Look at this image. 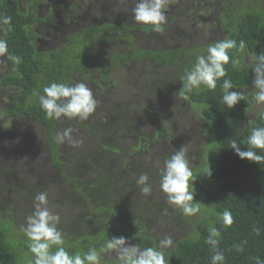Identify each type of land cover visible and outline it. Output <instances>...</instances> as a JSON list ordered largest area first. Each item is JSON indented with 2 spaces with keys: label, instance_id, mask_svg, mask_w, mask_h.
Listing matches in <instances>:
<instances>
[{
  "label": "trees",
  "instance_id": "16d2710c",
  "mask_svg": "<svg viewBox=\"0 0 264 264\" xmlns=\"http://www.w3.org/2000/svg\"><path fill=\"white\" fill-rule=\"evenodd\" d=\"M227 1L225 14L216 16L219 40L231 38L237 41V45L241 41L245 44L243 50L236 48L229 52L231 58L239 61L238 65L233 67L231 60L225 65V78L231 79L234 86L229 91H243L245 95L244 100L238 102L233 109H227L222 102L224 91L221 85L224 78L217 81L214 90L201 85L199 89L187 94L186 99L181 95V76L192 68L196 57L203 54L202 50L215 42L198 47L186 46L183 41L161 48L140 47L141 43L137 44L139 38L134 37V34L156 33L150 26L137 23L128 25L125 20L112 22L108 21V18L84 29L79 44L82 48L77 43L79 40L72 38L66 47L51 52L38 51L33 42L35 34L32 25L39 20L55 23L51 11L50 14L39 17L32 6L26 11H21L18 0H0V18H12L10 30L8 25H4L0 34V38L8 42V54L5 58L7 59V55L21 58L19 65H13L7 59L8 68L0 75V91L9 90V95L4 97L5 114L10 119L26 116L39 121L46 140L48 159L57 165L59 170L57 179L71 183L69 187L64 183H56L55 186L59 201L63 202L62 207L68 206L69 210L67 221L60 223L58 227L65 234L64 246L70 253L86 252L90 246L99 249L113 236H124L127 238L126 243L139 245L141 249L154 247L159 240L158 236H163L156 232L154 226L164 220L170 222L169 235L174 242L173 247L166 252L167 264H211L213 253L206 243L211 227H216L219 231V248L225 256L223 264H256L257 256L264 260V161L257 163L241 159L229 148L231 140L236 139L244 140L245 143L240 147L247 150L246 138L250 129L264 126V120L260 119L264 106L260 105V108L253 112V117H248L256 108L253 99L255 92L249 91L253 88V58L264 52V9L261 5L263 0H242V3ZM195 3L196 0H193V4ZM168 9L167 6L166 11ZM166 27L168 24L164 25V28ZM112 31L120 32L123 36L117 38L126 42L128 47H124L125 49L117 55L107 57L98 46L101 42L109 43L110 46L114 44L106 40L109 37L113 40ZM221 33H224V37ZM190 37L189 34H184L179 37V41ZM92 58L103 62L109 60L113 68L123 70L118 78V86L124 89V93L129 88H134L137 95L142 93L139 89L148 90L144 87L146 80L143 76L146 74V79H149V72L138 65L131 71L134 76H128L124 71L128 62L136 64L137 61H145L147 63L143 64L148 67V62H152L157 66L171 65L176 68L180 83L177 90L178 101L183 100L184 106L194 110L196 119L204 122L203 126L200 122L198 124L209 139L203 156L206 167L192 169L194 181L189 182L190 191L194 192L193 203L200 208V212L195 216L186 217L166 203L164 206L169 207L171 213L163 216L155 212L154 202H147L149 195L141 194L135 181L142 166L136 164L132 157L125 160V156H130L131 152L126 151L120 143V139L131 137L129 135H132L135 127L120 115L126 105L120 102L121 99L117 101L119 106L111 107L120 110L111 112L109 117L97 116L95 127L93 124L76 122L79 128L85 129L95 146L74 158L80 167L71 165V169H66L69 163L65 161L60 143L57 142V124L54 126L53 120L48 119L40 108L38 94H42L43 87L52 82H70L80 71L79 67ZM100 64L102 71L105 70L107 65ZM135 71L140 74L136 76ZM105 73V76H108L107 71ZM159 89L164 95L166 88ZM168 116L172 118L174 115ZM114 126L128 128L119 138L115 132H111ZM3 128L8 127L3 124ZM153 132L155 133L152 136L135 134L137 146H132L135 153L139 152V149L146 151V154L150 153L154 140L173 142L172 132L167 126L159 125ZM257 151L264 155V152ZM10 154L12 153L8 155ZM4 161L10 168L9 160ZM82 165L85 168H82ZM119 165L130 168L131 171L125 169L126 171L119 173ZM210 168L212 175L208 177L206 174ZM143 170L146 172V169ZM31 188L30 185L25 187L21 193L25 195L18 196L17 201L5 202L9 206L6 211L1 210L5 205L0 206V264H34L22 231L25 217L33 211L31 204L37 194V190L34 192ZM42 190H46V187ZM3 200H8L5 194ZM24 202H27V205L22 204ZM163 202L159 200L158 205L161 206ZM225 210L230 211L233 218L230 227H225L220 219ZM154 214L156 216H153ZM144 215L151 218H144ZM2 222L6 225L1 226ZM254 228L259 229V235ZM240 244L243 245V251H237L235 248ZM101 264L118 262L115 257L106 254L102 257Z\"/></svg>",
  "mask_w": 264,
  "mask_h": 264
},
{
  "label": "rangeland",
  "instance_id": "374dc122",
  "mask_svg": "<svg viewBox=\"0 0 264 264\" xmlns=\"http://www.w3.org/2000/svg\"><path fill=\"white\" fill-rule=\"evenodd\" d=\"M241 1L233 0L232 2L240 3ZM135 2L136 0H19V8L25 10L29 5H35V7L39 6L42 10L46 8L51 9L52 15L58 22V28L48 27V30L41 34V41L37 42V45L53 49L68 42L70 37L62 26L74 16H77L80 21V23L71 26L76 32H82L85 25L94 24L99 19H104L102 17L110 18L109 20L112 22L115 20H125L128 22V25H135L132 19V8L135 6ZM227 3V0H196L195 4H193V0H170L168 11L165 9L168 27L164 28L162 33L142 32L138 36L139 40L137 44L141 43L140 47L161 48L182 41L186 46L195 47L199 45L206 46L207 44L216 42L220 38L216 26V16L225 14V5ZM261 5L264 7V0L261 2ZM184 34H190L191 37L184 40L180 39L179 41V37ZM221 35L224 37V33H221ZM112 36L113 40L110 37L106 39L114 43L112 46L106 42H101L98 46L107 57L109 55L111 57L117 55L123 51V47H128L126 42L117 38L123 36L120 32L112 31ZM117 41L120 43L118 44ZM206 50L207 48L202 50L203 54L206 53ZM119 61H121V58ZM97 62L101 63V60L98 59ZM105 63L108 64V67H113L109 60L105 61ZM143 63L147 62L137 61L136 64L128 62L124 67V71L127 72L128 76H131V71H134L135 66L140 65L146 69L149 72L150 78L146 79V74L143 78L146 80L144 87L148 90L143 91L139 89L142 93L137 95L134 93V88H129L124 93V89L118 86V78L121 75L120 72L123 70L120 71L117 67L110 70L108 68L107 70H103L104 74L101 75L99 83L101 88L92 90L96 100L101 101L100 110L98 109L99 105H97L95 112L86 121L63 118L61 120H53V122L54 126L57 124V134L71 128L73 130L71 133L73 139L81 141L75 147L68 142L60 144V149H62L65 155L64 159L69 163L66 169H71V165L72 167H75V165L80 167V164L74 158L88 152L86 150L95 145H93L91 139L88 137V133L84 131L85 129L79 128V125L73 122H81L87 125L93 124V127H95L97 116L99 118L109 117L111 112L120 110L111 109V107L113 105L119 106L117 101L121 99L120 102L126 104L120 114L121 117H124L128 124L135 125L132 135H129L131 137L127 136L122 140L120 139L121 146L126 151L131 152L130 156H125V160L127 161L132 157L136 164L142 166L139 170L140 173L136 177L142 173L149 175V182L153 190L147 202L149 204L154 202L156 204L155 212L168 216L171 211L168 209L169 207L164 206L166 198L159 190L158 169L163 166L164 160L169 158L181 146L187 150V157L192 169L195 167H206L203 156L209 139L205 136L206 133L204 134L200 130L201 126L198 124L200 122L203 126L204 122L201 119L200 121L196 119L194 110H190L187 106H184L183 100H180L182 104L178 101L177 90L180 88V83L178 82L176 68L171 65L157 66L152 62H148V67ZM89 64L91 68H94L95 63L93 61ZM7 68V59L5 56L0 57V75ZM106 71L108 75L112 73L115 81L112 78L105 77ZM134 73L136 76L140 74L138 71ZM95 78H97V74H95ZM78 81L85 82L91 88V83L85 81L83 78H77ZM105 81H107V85ZM160 87L166 88L164 95L161 94L160 89L158 90ZM7 95H9V90L0 91V206L5 205L1 210L2 212L6 211L9 206L5 202L17 201L24 188L30 185L31 189H34V192L35 190H37V193L38 191L47 192L49 209L53 213H58L61 217L60 223L64 224L67 221L69 210L68 206L62 207L63 202L60 203L59 194L55 186L56 183H64L66 187H69L71 183L57 179L60 175L58 173L59 170L57 165L51 163L48 159L46 140L37 119L35 120L26 116L19 119H10L6 116V100L4 97H7ZM255 110L257 111L258 108L253 109L249 113V118L253 117ZM168 114L174 116L171 118ZM3 124H6L8 128H3ZM159 125L167 126L170 129L173 142L154 140L150 153L146 154V151L139 148H137L139 152L135 153L132 147L137 146L135 134H148L152 136L155 133L153 132L154 129ZM127 128V126H114L111 132H115V135L120 138ZM9 153L12 154L8 155ZM3 158L4 160H9L11 163L9 164L10 168L6 165ZM81 167L85 168L84 165ZM119 168V170L117 169L119 173L126 170L128 172L131 171L130 168L125 166L119 165ZM143 169H146V172ZM86 171L88 173L87 169ZM67 172L69 175L71 174L70 171L67 170ZM78 176L81 175L78 174ZM43 187H46V190L43 191ZM4 194L8 197L6 201L3 200ZM24 195L22 194L21 196ZM159 200H162V202L164 200L161 206L158 205ZM22 204L27 205V202ZM31 206H33V201ZM142 210L144 211V209ZM153 216H156V214ZM144 218L149 219L151 217L144 215ZM5 225L6 223L2 222L1 226ZM170 226V222H164V220L162 223L155 224L154 229L156 232L163 234V236H158L159 239L170 236ZM109 256L115 257V254L109 253Z\"/></svg>",
  "mask_w": 264,
  "mask_h": 264
},
{
  "label": "clouds",
  "instance_id": "9594fccd",
  "mask_svg": "<svg viewBox=\"0 0 264 264\" xmlns=\"http://www.w3.org/2000/svg\"><path fill=\"white\" fill-rule=\"evenodd\" d=\"M169 3L170 0H136L135 6L132 8V19L137 24L150 26L154 32L162 33L167 22L165 9ZM11 19L10 16L0 18V34L3 32L4 25H8V30H10ZM74 21H77L75 16L62 26L68 36L76 33L71 29V26L75 24ZM34 32L36 31L34 30ZM83 32L84 30L79 34L82 35ZM36 38L37 36L34 37L33 42L38 51L56 50L59 46H66L62 44L57 48L42 50L38 47ZM66 44L69 45V43ZM244 47L243 41L237 45V41L231 38L209 45L206 53L198 55L192 68L180 78V81L183 82L181 88L183 98L186 99L187 94L192 93L194 89H199L201 85L206 86L209 90H214L217 87V81L224 78L221 87L224 91L222 102L226 108L233 109L238 102L244 100L243 91H229L234 86L231 79L225 78L227 76L225 65H228L230 60L233 67L239 63L238 60L230 57V50L236 48L243 50ZM6 54H8V42L6 39L0 38V57H4ZM7 59L13 65H19L21 62L19 56L7 55ZM253 59L255 61L251 67L254 77L253 88L248 90L255 92L254 104L259 109L260 105L264 106V52L257 54ZM248 90L246 91L249 92ZM38 102L50 120L66 118L86 121L95 112L98 104L92 89L83 81L73 83V78L68 83L52 82L44 86L42 94H38ZM260 119L264 120V109L260 113ZM72 131L71 128H68L62 133H58L57 142L60 144L68 142L74 147L78 146L81 141L73 139ZM243 143H245L244 140L232 139L229 148L234 150L241 159L257 163L264 161V155L257 151L264 152V126L250 129L246 138L247 150L241 149L240 145ZM158 172L159 190L165 195L166 203L170 207L180 211L186 217L195 216L200 212V208L193 203L195 201L194 192L190 191L189 187L190 180L192 182L194 180L185 147L181 146L169 158H166ZM206 175L211 177V168ZM149 180V175L142 173L135 181L144 196L150 195L153 190ZM48 204L47 192H38L33 199V211L25 217V224L22 226L27 248L32 254L34 264H101L102 257L109 253L115 254L118 264H167L166 252L174 245L170 236L159 239L154 247H144L143 249L139 245L126 243L127 238L124 236H113L107 239L99 249L90 246L86 252L70 253L64 246L65 234L58 227L61 217L58 213H53ZM220 219L225 227H230L233 223L231 212L228 210L221 214ZM253 230L259 235L258 228ZM218 235L219 231L216 227L209 228L206 243L213 253L210 258L211 264H223L225 260L224 252L219 248ZM235 248L237 251H243L242 244L236 245ZM255 261L256 264H264V260L259 256L255 257Z\"/></svg>",
  "mask_w": 264,
  "mask_h": 264
},
{
  "label": "crops",
  "instance_id": "0c3cea01",
  "mask_svg": "<svg viewBox=\"0 0 264 264\" xmlns=\"http://www.w3.org/2000/svg\"><path fill=\"white\" fill-rule=\"evenodd\" d=\"M33 7V6H32ZM28 8V7H27ZM50 11H51V9H50ZM75 17H77V16H75ZM55 18V17H54ZM75 22V24L76 23H80V21H79V19L77 18V21H74ZM52 28H54V29H56V28H58V22L56 21V18H55V23H52ZM87 27V25H85V27L83 28V30L85 29ZM51 28V27H50ZM72 29V28H71ZM76 32V31H75ZM77 33H78V36H77ZM34 34H35V36H37V37H40L41 38V35H39L37 32H34ZM140 34H137V33H135L134 34V37H138ZM190 35V34H189ZM82 36H83V34L82 35H80L79 34V32H76L75 34H72V35H70L69 37V40H68V42H66V43H70L71 41H72V38H75V39H78L79 41L77 42L78 43V45L80 44V41H81V39H82ZM100 38V37H99ZM101 39V38H100ZM65 43V45L67 46L68 44H66ZM120 43V42H119ZM118 43V44H119ZM65 46V47H66ZM79 47L80 48H82V46L81 45H79ZM61 47L59 46L58 47V49H60ZM124 48V47H123ZM100 49V48H99ZM101 50V49H100ZM47 51H49V52H51V51H53V50H47ZM79 52H80V50H79ZM100 60V59H99ZM91 61H93L94 63H95V66H94V68H91V66H90V62ZM101 63H105V62H103L102 60H101ZM106 64V63H105ZM107 65V67H104L105 68V70H107L108 68H109V70L110 69H112L113 67H108V64H106ZM77 67H79V66H77ZM102 66H101V64L100 63H98L95 59H90L89 61H86V63H85V65L84 66H82L81 65V67H79V69H80V71L79 72H77L74 76H73V83H75V82H77V78H83L85 81H88V82H90L91 83V89L92 90H96L97 88H101L100 87V81H101V75L103 74V71H102V68H101ZM95 74H97V78H95ZM106 74V73H105ZM98 77H100V79H98ZM106 78H112V80L113 81H115L114 80V77H112V73H110L108 76H105ZM106 83V85H107V81H105ZM109 85H111V83H109ZM97 105H99L98 106V109L100 110V107H101V101H98V104ZM74 124H76V122H73Z\"/></svg>",
  "mask_w": 264,
  "mask_h": 264
},
{
  "label": "flooded vegetation",
  "instance_id": "af4514ba",
  "mask_svg": "<svg viewBox=\"0 0 264 264\" xmlns=\"http://www.w3.org/2000/svg\"><path fill=\"white\" fill-rule=\"evenodd\" d=\"M264 9V8H263ZM22 11H26V9L25 10H22ZM33 11L36 13V15L37 16H39V17H44V15L45 14H50V9L49 8H46L45 10H42L39 6H36L35 7V5H33ZM108 18H104V19H99V21H97L96 23H94V24H91L90 26H94V25H96V24H99V23H101L102 21H104V20H107ZM108 21H110V20H108ZM53 25H52V23H50V22H46V21H44V20H39V21H37L34 25H33V29L39 34V35H41V34H43L45 31H47L48 30V27H52ZM73 30V29H72ZM75 31V30H74ZM42 36V35H41ZM39 41H41V38L40 37H37L36 38V43L37 42H39ZM42 45H43V43H42ZM39 47V46H38ZM40 48H42V50H44V49H47V47H40ZM122 52V51H121Z\"/></svg>",
  "mask_w": 264,
  "mask_h": 264
}]
</instances>
